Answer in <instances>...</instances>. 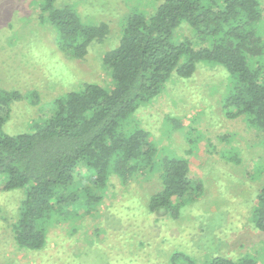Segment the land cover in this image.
Wrapping results in <instances>:
<instances>
[{
    "label": "rangeland",
    "instance_id": "rangeland-1",
    "mask_svg": "<svg viewBox=\"0 0 264 264\" xmlns=\"http://www.w3.org/2000/svg\"><path fill=\"white\" fill-rule=\"evenodd\" d=\"M40 1L0 0V92L22 95L10 103L3 121L1 131L9 136L47 122L52 102L82 84L107 87L102 59L118 46L125 19L152 14L163 0H55L56 7H70L83 23L107 26L104 38L92 42L81 59L58 49L53 27L40 16ZM174 37L200 46L187 25ZM232 80L221 66L199 62L190 78L172 76L160 95L124 126L149 133L158 160L188 161L189 177L201 184L202 192L184 199L178 219L148 210L150 197L162 187L157 166L127 185L112 176L99 204L49 226L44 247L29 251L18 248L12 237L23 191L0 189V264H169L174 252L186 253L198 264L217 255L264 264V233L253 221L264 184V133L244 117L225 116L223 100ZM31 92L37 94L36 104ZM76 179L79 191L90 183L81 168Z\"/></svg>",
    "mask_w": 264,
    "mask_h": 264
},
{
    "label": "trees",
    "instance_id": "trees-1",
    "mask_svg": "<svg viewBox=\"0 0 264 264\" xmlns=\"http://www.w3.org/2000/svg\"><path fill=\"white\" fill-rule=\"evenodd\" d=\"M41 0L40 16L53 27L58 49L81 59L90 44L104 38V23L88 25L68 6ZM187 25L200 45L176 42L174 33ZM202 44H206L202 46ZM109 85L82 84L56 98L53 115L34 123L29 132L3 134L11 102L18 92H0V189L22 190L23 199L12 226L20 249L40 250L48 227L88 212L101 202L112 176L129 184L138 175L160 168L162 187L148 201L150 213L162 212L176 220L184 199L202 192L189 177L184 158L157 159L146 131L124 126L158 97L172 76L190 78L199 62L221 66L233 78L223 100L228 119L244 117L264 133V5L260 0H163L152 14L133 13L124 22L118 46L102 59ZM37 103L36 92L29 95ZM227 137H225V140ZM84 169L90 183L79 191L76 177ZM74 212V215L71 214ZM254 228L264 233V184L253 207ZM169 264H198L174 252ZM199 264H256L248 257L233 260L215 256Z\"/></svg>",
    "mask_w": 264,
    "mask_h": 264
}]
</instances>
